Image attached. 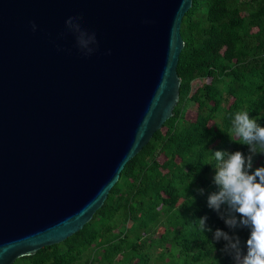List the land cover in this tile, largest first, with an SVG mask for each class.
Returning <instances> with one entry per match:
<instances>
[{
    "label": "water",
    "instance_id": "obj_1",
    "mask_svg": "<svg viewBox=\"0 0 264 264\" xmlns=\"http://www.w3.org/2000/svg\"><path fill=\"white\" fill-rule=\"evenodd\" d=\"M191 4L0 0V264L80 230L172 116ZM73 16L96 34L91 55Z\"/></svg>",
    "mask_w": 264,
    "mask_h": 264
},
{
    "label": "trees",
    "instance_id": "obj_2",
    "mask_svg": "<svg viewBox=\"0 0 264 264\" xmlns=\"http://www.w3.org/2000/svg\"><path fill=\"white\" fill-rule=\"evenodd\" d=\"M180 33L172 116L127 162L91 220L11 264H234L221 251L226 241L213 240L215 229L233 230L207 198L217 190L214 151L248 154L231 139L235 113L264 126V0H192ZM261 166L257 155L252 170ZM205 215L213 232L199 229ZM236 234L246 252L249 229Z\"/></svg>",
    "mask_w": 264,
    "mask_h": 264
},
{
    "label": "clouds",
    "instance_id": "obj_3",
    "mask_svg": "<svg viewBox=\"0 0 264 264\" xmlns=\"http://www.w3.org/2000/svg\"><path fill=\"white\" fill-rule=\"evenodd\" d=\"M82 17H69L65 23L67 28L76 34L77 44L84 55L95 52L96 34L84 30L80 24ZM32 24L33 31L36 30ZM235 131L233 141L246 144L248 154L237 151H214L216 191L207 198L209 208L215 210L232 234L222 229H215L213 240L226 241L221 249L223 253L232 255L234 264H264V166L253 171L254 157L264 155V126L248 111H238L231 119V131ZM229 132V136H230ZM203 195L204 189H198ZM195 199V198H194ZM208 217L199 218V229L213 232L206 223ZM249 229L246 240V252L241 249V240L236 234L237 229Z\"/></svg>",
    "mask_w": 264,
    "mask_h": 264
},
{
    "label": "rangeland",
    "instance_id": "obj_4",
    "mask_svg": "<svg viewBox=\"0 0 264 264\" xmlns=\"http://www.w3.org/2000/svg\"><path fill=\"white\" fill-rule=\"evenodd\" d=\"M188 117L192 118L194 116V110H193V107H189L188 111Z\"/></svg>",
    "mask_w": 264,
    "mask_h": 264
}]
</instances>
